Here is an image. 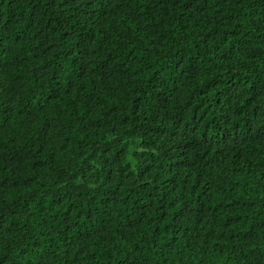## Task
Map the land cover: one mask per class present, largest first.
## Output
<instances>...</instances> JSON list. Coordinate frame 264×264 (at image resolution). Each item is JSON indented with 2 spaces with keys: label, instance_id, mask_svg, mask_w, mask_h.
<instances>
[{
  "label": "trees",
  "instance_id": "16d2710c",
  "mask_svg": "<svg viewBox=\"0 0 264 264\" xmlns=\"http://www.w3.org/2000/svg\"><path fill=\"white\" fill-rule=\"evenodd\" d=\"M0 264H264V0H0Z\"/></svg>",
  "mask_w": 264,
  "mask_h": 264
},
{
  "label": "snow or ice",
  "instance_id": "6c2138e0",
  "mask_svg": "<svg viewBox=\"0 0 264 264\" xmlns=\"http://www.w3.org/2000/svg\"><path fill=\"white\" fill-rule=\"evenodd\" d=\"M91 2H92V3H94V2H95V0H91ZM61 3H64V0H61ZM2 99H3V96H2V95H0V101H2Z\"/></svg>",
  "mask_w": 264,
  "mask_h": 264
}]
</instances>
